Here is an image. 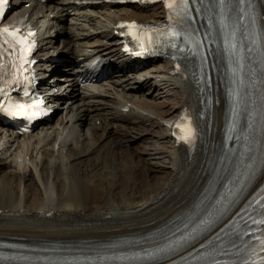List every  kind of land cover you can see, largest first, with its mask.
Listing matches in <instances>:
<instances>
[{"label":"bare ground","instance_id":"1","mask_svg":"<svg viewBox=\"0 0 264 264\" xmlns=\"http://www.w3.org/2000/svg\"><path fill=\"white\" fill-rule=\"evenodd\" d=\"M42 1L11 16L29 14L28 20L36 26L45 16L41 13L50 7L52 16L39 33L37 57L44 63L37 67L40 73L61 75L54 76L55 85L45 82L54 91L62 82L65 91L62 96L55 92L56 96L48 97L54 113L63 109V104L70 106L55 123H46L31 134L20 135L0 121V242L38 246L57 241L74 247L76 242L90 245L113 239L115 247L91 252L60 246L48 251L0 247V264H63L73 258L76 264H166L179 259L201 242L181 253L185 247L134 263L125 256L139 255L143 246L126 244L132 238L159 232L178 216L194 211L205 189L212 193L218 179L212 166L218 147L225 143L227 102L217 53H212V84L207 90L198 82L200 62L194 59L187 61L185 75L173 72L170 58L154 59L141 70L142 75L147 74L143 81L133 74L134 63L122 52L117 26L122 21L165 22L162 5L144 9L138 4L120 6L106 0ZM69 16L73 25L69 36L61 40L57 34L55 41L50 40L53 25L64 23ZM189 53L173 54L187 57ZM87 55L101 57L108 68L118 70L101 82L80 80L71 65ZM63 63L67 68L61 67ZM261 89L252 111L259 132L252 158L236 161V185L250 181L264 161V79ZM151 92L152 99H147L146 93ZM186 110L192 111L202 133L201 141L191 150L177 146L173 138L174 121ZM228 154L238 158L233 151ZM263 183L264 170L253 180L245 202ZM236 212L204 239L216 234Z\"/></svg>","mask_w":264,"mask_h":264},{"label":"rangeland","instance_id":"2","mask_svg":"<svg viewBox=\"0 0 264 264\" xmlns=\"http://www.w3.org/2000/svg\"><path fill=\"white\" fill-rule=\"evenodd\" d=\"M63 1H65V0H57V2H60L61 4L63 3ZM42 2H44V0ZM35 3H38V0H18L17 7L15 8V11L16 10H21V9H32V7L35 6ZM62 13H63V11H62ZM62 13H60V14H62ZM41 14H44L45 16L43 18L41 17V20H43V21L39 22V24L36 25V29L39 31V33H42L44 31L45 27L47 26L48 19L52 16L50 7L44 9V11ZM71 21H72L71 16H69L68 19L64 23L62 22L61 24L60 23L54 24L53 25L54 32L49 33V35L51 36L50 40L55 41L56 38H57V34H58L59 39H61V40H63V38L68 37L69 36V32L73 28V25L71 24L72 23ZM91 29L93 30L94 27H91ZM147 65L150 66L149 64H147ZM64 67H66V66H63V68ZM145 67L146 66H143V68H139V69L136 70L135 73H133L135 76H137V78L143 79V81L145 80L147 74L146 75H142L141 72H143V71H141V70H143ZM47 68H49V66ZM53 76H55V74H53ZM56 76H59V74H57ZM121 83H123L127 87L131 86V85L130 86L128 85V82H121ZM61 84H62V82L56 87V90H58V94L59 95H63L65 93L64 88L61 87ZM148 86L149 85L147 84V86L145 87V92L148 91ZM129 92H133V94H138V95L142 93L141 91H138V92L129 91ZM146 94H147L146 95L147 99H152V96L154 95V93L152 94V92L150 94H148V93H146ZM170 97H172V96H170ZM158 100H162V99H158ZM69 106H70V103L63 104L64 108L59 110V111H57L56 113H54L53 118L50 121H48V122L49 123H55L57 118H59L60 114H62V113L65 114L69 110ZM45 123H47V122H44L43 124H45ZM43 124L37 130H39L43 126ZM146 125L149 126V123H147ZM133 134H135V133L133 132ZM3 135H4V133L1 135V137Z\"/></svg>","mask_w":264,"mask_h":264},{"label":"snow or ice","instance_id":"3","mask_svg":"<svg viewBox=\"0 0 264 264\" xmlns=\"http://www.w3.org/2000/svg\"><path fill=\"white\" fill-rule=\"evenodd\" d=\"M6 2L7 0H0V17H2L4 14V5L6 4ZM165 2L167 3V6L169 7V9L174 8L175 0H165ZM181 3L183 5L184 10L187 11L189 7V0H181ZM0 33H9V29L8 28L0 29ZM10 35H12L13 37H17V39L22 45L25 44L24 38L18 37V34L16 31L11 32ZM170 35L173 37H177L179 36V33L172 32L170 33ZM141 47L142 48L144 47L143 43L141 44ZM173 47H175V45H173ZM176 127L180 128L185 133L184 135H181L179 139L190 141L194 130L191 129L190 127L185 128L184 125H181V124H177Z\"/></svg>","mask_w":264,"mask_h":264}]
</instances>
